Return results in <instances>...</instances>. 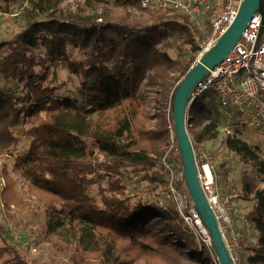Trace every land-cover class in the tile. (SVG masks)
<instances>
[{"label":"trees","instance_id":"obj_1","mask_svg":"<svg viewBox=\"0 0 264 264\" xmlns=\"http://www.w3.org/2000/svg\"><path fill=\"white\" fill-rule=\"evenodd\" d=\"M63 1L0 0L2 14L24 4L29 8L22 30L0 40V156L13 155L22 137L30 139L24 153L13 155V169L41 193L46 214L54 216L53 228L74 238L71 264H219L182 227L172 203L163 206L128 191L134 178L158 184L164 192L160 164L169 146L168 129L146 127L151 119L144 89L158 79L165 86L175 71L179 84L192 67L199 48L190 33L181 35L187 22L161 10L152 11L146 25L73 17ZM85 2L143 11L141 0ZM171 38H182L193 55L179 52L172 59L165 52L175 49ZM71 50L80 56L78 62L70 61L75 60ZM65 62L78 78L73 98L54 96L48 86ZM202 108L200 100L190 104L189 124L192 112L204 113ZM204 120L192 133L195 143L218 137L221 114L209 111ZM224 145L236 154L248 153L246 143L231 137ZM258 166L264 183V161ZM252 200L246 217L257 240L247 249L245 264H264V187ZM3 232L0 225V264H38L19 255Z\"/></svg>","mask_w":264,"mask_h":264},{"label":"rangeland","instance_id":"obj_2","mask_svg":"<svg viewBox=\"0 0 264 264\" xmlns=\"http://www.w3.org/2000/svg\"><path fill=\"white\" fill-rule=\"evenodd\" d=\"M105 1L111 2V0ZM62 7L67 15L73 17L95 18L101 16L110 21L136 25L150 24L152 22V11H157H139L132 8L115 9L109 4H87L85 0H64ZM28 9V6L24 4L17 7L12 14L0 13V40L9 39L22 30ZM165 15L171 16L169 11L165 12ZM204 24L207 26V21H204ZM206 29L208 28L206 27L204 32H206ZM185 31L181 32V35L189 33L188 28ZM174 38H171V40L174 41L175 49L165 50L167 55L172 59H176L179 52L187 56L193 55L189 46L182 43V38ZM71 51H73L75 60L71 58L70 61L78 62L80 56L77 51ZM199 56L200 50L197 52L192 66ZM170 77L171 79L165 82V86L158 79L151 84H147L144 89L146 91V110L151 119L146 127L153 129L159 125L165 126L168 129L169 143L170 135L174 137L173 125L170 120L171 94L181 75L175 71L170 74ZM49 80L48 86L55 89L54 96L59 98L75 97L78 78L69 72L67 62L62 63ZM2 85L0 84V89ZM9 87L14 86L10 85ZM199 100L203 104L202 110L204 113L202 111L192 112L193 120L189 124L190 118L187 112V133L191 142H193L192 133L198 132L205 123V113L217 111L221 114L217 139L210 143H202V146L211 156L219 190L225 194L236 195L237 197L233 200L234 204L244 215H247L254 205L252 200L254 193L264 187L263 177L258 166L261 161H264V128L250 127L243 123V119H238L236 115L227 118L225 111L218 107L217 101L213 99L212 95H204ZM224 128H229L231 134L227 135L222 130ZM229 137L246 143L248 153L239 155L228 150L224 143ZM29 142V138L22 137L13 151V155L24 153ZM13 155L3 153L0 156V225L4 227L3 238L28 262L71 264L69 258L75 253L74 238L65 230L53 228L54 216L46 214V201H44L40 192L33 189L13 169ZM128 191L130 196H140L161 203L163 206L167 204L163 199L162 188L158 184H150L147 181L141 182L133 178L132 181L130 180ZM49 221H51V225L50 229H47ZM256 240L257 233L251 230L248 238L244 240L242 249L236 255L237 264H245L248 256L247 249L255 245ZM6 258L5 256L4 259ZM130 264L148 263L136 261Z\"/></svg>","mask_w":264,"mask_h":264},{"label":"built area","instance_id":"obj_3","mask_svg":"<svg viewBox=\"0 0 264 264\" xmlns=\"http://www.w3.org/2000/svg\"><path fill=\"white\" fill-rule=\"evenodd\" d=\"M241 2L242 0H141L140 5L143 10L169 11V15L177 16L179 23L186 21L201 56L235 20ZM204 21H207V26ZM206 27H209L208 33L204 32ZM259 28L260 17L255 15L231 53L195 85L190 94L189 105L204 95H212L227 118L236 115L250 127L264 128V32L254 51ZM222 130L227 135L231 134L229 128ZM191 147L199 186L215 218L221 238L237 264L236 255L248 238L252 224L234 204L233 200L237 196L219 190L208 151L199 143L191 142ZM160 165L166 179L164 201L174 205L182 227L194 236L198 247L213 256L211 237L194 206L184 179L175 137L172 135L167 151L161 156Z\"/></svg>","mask_w":264,"mask_h":264},{"label":"water","instance_id":"obj_4","mask_svg":"<svg viewBox=\"0 0 264 264\" xmlns=\"http://www.w3.org/2000/svg\"><path fill=\"white\" fill-rule=\"evenodd\" d=\"M255 15L260 17V28L254 51L257 49L264 32V0H242L235 20L218 40L201 54L196 63L179 82L171 104L174 137L183 166L184 179L194 206L211 237L213 251L219 264H235V262L232 260L221 238L215 218L199 186L191 140L186 129V118L190 106V94L195 85L231 53L232 49L240 40L249 21Z\"/></svg>","mask_w":264,"mask_h":264},{"label":"crops","instance_id":"obj_5","mask_svg":"<svg viewBox=\"0 0 264 264\" xmlns=\"http://www.w3.org/2000/svg\"><path fill=\"white\" fill-rule=\"evenodd\" d=\"M239 119V118H238Z\"/></svg>","mask_w":264,"mask_h":264}]
</instances>
